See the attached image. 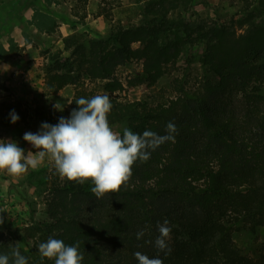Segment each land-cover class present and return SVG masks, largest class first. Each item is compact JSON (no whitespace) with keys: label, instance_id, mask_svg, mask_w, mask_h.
I'll list each match as a JSON object with an SVG mask.
<instances>
[{"label":"trees","instance_id":"16d2710c","mask_svg":"<svg viewBox=\"0 0 264 264\" xmlns=\"http://www.w3.org/2000/svg\"><path fill=\"white\" fill-rule=\"evenodd\" d=\"M178 1L145 2L144 24L110 30L88 48L70 38L73 56L47 69L49 92L75 87L70 112L79 98L100 95L90 87L99 83L113 104L111 127L126 123L134 133L166 135L172 122L177 133L174 142L150 150L147 162H136L119 192L97 197L91 180L54 184L45 201L50 220L19 230L33 242L17 244L28 264H55L38 250L49 238L79 244L81 264H139L136 252L164 264H264L258 235L264 228V21L252 11L222 25L181 27L173 19ZM256 5L264 13V0ZM195 43L203 49L198 62L205 77L194 90L174 78V97L164 104L127 100L130 89L171 76L182 55L189 63ZM133 62L142 71L122 81L119 68ZM165 220L172 229L168 254L155 246ZM243 234L251 238L238 246L235 236ZM17 245L0 243L9 264Z\"/></svg>","mask_w":264,"mask_h":264},{"label":"rangeland","instance_id":"374dc122","mask_svg":"<svg viewBox=\"0 0 264 264\" xmlns=\"http://www.w3.org/2000/svg\"><path fill=\"white\" fill-rule=\"evenodd\" d=\"M147 1L0 0V140L17 142L25 153L36 152L37 149L23 139L24 134L39 133L43 123L57 125L61 117L70 118L75 95L72 85L57 93L49 92L47 69L73 56L70 38H78V44L88 48L89 42L102 39L110 30L144 24L140 8ZM178 4L173 19L181 27L195 21L209 26L222 25L240 20L252 11L257 22L264 21V13L256 9V0H181ZM202 50L199 43L191 45L187 50L191 54L189 63L186 55H182L171 76L164 77L152 88L130 89L127 100L153 106L164 104L174 97V78L182 79L186 88L194 90L205 77V70L198 62ZM141 71V63L133 62L120 67L117 73L125 82ZM90 87L96 94L106 95L99 83ZM13 112L19 117L16 123L11 120ZM126 127L123 123L112 129L123 135ZM65 180L48 157L38 168H30L19 177L0 171V217L3 218L0 243L32 246L33 242L24 238L19 230L32 222L50 220L45 203L49 190ZM258 235L264 243V228ZM249 238V234L238 235L235 242L241 246Z\"/></svg>","mask_w":264,"mask_h":264},{"label":"clouds","instance_id":"9594fccd","mask_svg":"<svg viewBox=\"0 0 264 264\" xmlns=\"http://www.w3.org/2000/svg\"><path fill=\"white\" fill-rule=\"evenodd\" d=\"M75 103L78 109H73L70 118L61 117L57 125L43 123L39 133L24 134L23 139L37 149L36 152L25 153L17 142L0 140V171L19 177L30 168H38L48 157L62 179L78 183L91 180L93 193L103 197L107 193L119 192L127 184L137 161L147 162L151 151L165 142L175 141L177 128L172 122L166 125V135L151 130H145L141 135L126 128L121 136L109 123L113 104L107 95H95L90 99L82 97ZM11 120L13 123L19 120L15 112L11 114ZM157 227L160 235L155 246L168 254L171 249L167 241L172 229L167 220L158 223ZM143 236L142 230L136 234L137 239ZM38 250L42 258L54 259L55 264H81L84 259L79 244L69 246L61 239L49 238L39 245ZM12 255L14 264H28L18 245ZM134 255L139 264H164L161 258H149L141 252ZM0 264H9L8 255L0 254Z\"/></svg>","mask_w":264,"mask_h":264},{"label":"crops","instance_id":"0c3cea01","mask_svg":"<svg viewBox=\"0 0 264 264\" xmlns=\"http://www.w3.org/2000/svg\"><path fill=\"white\" fill-rule=\"evenodd\" d=\"M27 19H29V18H27ZM36 32H37V30H36ZM38 33V32H37Z\"/></svg>","mask_w":264,"mask_h":264}]
</instances>
